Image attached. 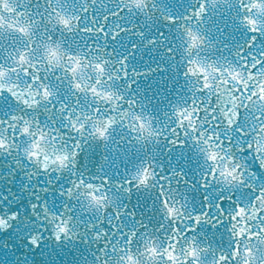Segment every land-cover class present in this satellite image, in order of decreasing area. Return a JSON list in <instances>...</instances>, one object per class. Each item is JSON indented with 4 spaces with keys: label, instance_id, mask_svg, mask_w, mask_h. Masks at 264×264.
Here are the masks:
<instances>
[{
    "label": "snow or ice",
    "instance_id": "obj_1",
    "mask_svg": "<svg viewBox=\"0 0 264 264\" xmlns=\"http://www.w3.org/2000/svg\"><path fill=\"white\" fill-rule=\"evenodd\" d=\"M18 244L264 264V0H0V264Z\"/></svg>",
    "mask_w": 264,
    "mask_h": 264
},
{
    "label": "water",
    "instance_id": "obj_2",
    "mask_svg": "<svg viewBox=\"0 0 264 264\" xmlns=\"http://www.w3.org/2000/svg\"><path fill=\"white\" fill-rule=\"evenodd\" d=\"M185 2H186V0H185ZM193 167L194 166L190 165L189 166V170H191ZM17 247L20 250L18 253H16V254L9 253V264H11V259L14 256L27 254L28 251H29L28 246L26 244H24V245L18 244ZM75 251H76L75 248L66 247L63 251L53 252L52 256L53 257L62 256L64 258V264H69V262L73 259V253ZM4 255L5 254L2 251H0V260L4 259ZM33 255L34 256H47L48 255V250L44 249V250H41L39 253L33 251Z\"/></svg>",
    "mask_w": 264,
    "mask_h": 264
}]
</instances>
